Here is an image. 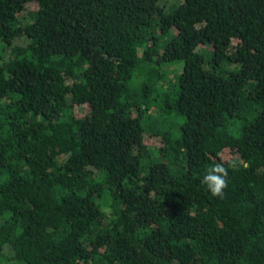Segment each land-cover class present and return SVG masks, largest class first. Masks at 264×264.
Returning a JSON list of instances; mask_svg holds the SVG:
<instances>
[{
  "label": "trees",
  "instance_id": "1",
  "mask_svg": "<svg viewBox=\"0 0 264 264\" xmlns=\"http://www.w3.org/2000/svg\"><path fill=\"white\" fill-rule=\"evenodd\" d=\"M0 264H264V0H0Z\"/></svg>",
  "mask_w": 264,
  "mask_h": 264
},
{
  "label": "clouds",
  "instance_id": "2",
  "mask_svg": "<svg viewBox=\"0 0 264 264\" xmlns=\"http://www.w3.org/2000/svg\"><path fill=\"white\" fill-rule=\"evenodd\" d=\"M227 177L228 169L223 163L217 162L207 169L201 184L206 186L213 197L223 198L224 189L227 187Z\"/></svg>",
  "mask_w": 264,
  "mask_h": 264
},
{
  "label": "rangeland",
  "instance_id": "3",
  "mask_svg": "<svg viewBox=\"0 0 264 264\" xmlns=\"http://www.w3.org/2000/svg\"><path fill=\"white\" fill-rule=\"evenodd\" d=\"M178 0H160V2L161 3H163V4H165V6H167L168 4H170V3H176ZM29 8V7H28ZM172 33V30L171 29H169V31L167 32V35H170ZM172 68H174V66L172 67ZM176 68V67H175ZM174 68V69H175ZM172 71V70H171ZM173 74L171 73V76H172ZM143 139H144V141L145 142H147V143H151V144H158L159 143V138H158V136H152V135H149V134H147L146 132L144 133V135H143Z\"/></svg>",
  "mask_w": 264,
  "mask_h": 264
}]
</instances>
